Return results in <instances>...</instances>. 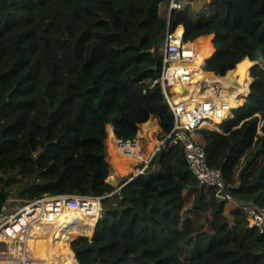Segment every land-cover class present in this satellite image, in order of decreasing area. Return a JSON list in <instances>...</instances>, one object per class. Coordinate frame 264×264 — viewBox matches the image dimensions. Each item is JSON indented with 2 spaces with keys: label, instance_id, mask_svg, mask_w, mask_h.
<instances>
[{
  "label": "trees",
  "instance_id": "16d2710c",
  "mask_svg": "<svg viewBox=\"0 0 264 264\" xmlns=\"http://www.w3.org/2000/svg\"><path fill=\"white\" fill-rule=\"evenodd\" d=\"M169 1L0 0V207L11 195L110 194L108 147L126 174L140 141L128 152L120 140L137 139L142 125L141 137L171 132L174 114L147 82L162 71L159 5ZM211 3L174 13L173 26L190 40L214 34L203 70L225 75L245 57L258 61L246 104L199 131L208 165L243 204L220 201L182 144L168 143L102 200L96 226L77 210L57 225L51 244L71 264H264V233L245 212L264 208V0Z\"/></svg>",
  "mask_w": 264,
  "mask_h": 264
},
{
  "label": "built area",
  "instance_id": "2783aa9c",
  "mask_svg": "<svg viewBox=\"0 0 264 264\" xmlns=\"http://www.w3.org/2000/svg\"><path fill=\"white\" fill-rule=\"evenodd\" d=\"M189 0H170L169 13L167 15L168 25L165 31V36L159 45L160 53L163 59L162 71L160 75L149 78L147 80L152 89L159 87L164 94L166 101L174 114L175 124L171 132L165 134L163 140L147 156L141 150H138V157L142 161V166L136 168L134 175L146 173L149 163L152 158L161 151L166 144H182L189 163V167L193 174L198 178L201 184L213 187L216 191V196L220 201H235L243 204L236 199L231 189L227 185L224 176L219 169L212 168L207 162V153L205 148L195 140L194 132L202 130V125L205 122H212V115L219 113L221 107H218L214 99L203 98L198 100L194 107L187 109L185 100L175 101L177 91L174 90V78H178L183 83L192 77L193 69L192 62L197 54L196 46L194 45L198 38L185 39V31L179 38L176 34L177 26H173V16L179 10H182L185 5H188ZM213 41V39H212ZM189 45V46H186ZM214 45V44H213ZM207 59V58H206ZM204 60L203 67H205ZM217 92L221 90L219 84H215ZM183 89L180 92L181 96H186L189 89ZM147 87L144 93H147ZM251 92V88H250ZM242 96V97H248ZM237 108L231 111L234 114ZM219 125V124H218ZM133 148L137 145L135 140L122 141ZM133 177L129 179L132 180ZM122 186L118 187L114 192L104 196H91L81 194H44L34 199H24L15 195H11L4 204L0 207V243L5 245L0 248V264L2 260L10 261L11 264H25L32 258V253L29 248V240L35 239V228H40L53 221V218L61 213L63 209L81 208L89 216H96V205L102 206V200L111 194L119 191ZM245 207V205L243 206ZM248 224L251 227L257 226L261 233H264V208L245 207ZM97 224V223H96ZM44 231V230H43ZM86 237V236H85ZM12 242L20 245L23 252L22 256H16L14 252L8 254L9 243ZM30 252V253H29ZM17 261V263H15ZM7 264V263H5Z\"/></svg>",
  "mask_w": 264,
  "mask_h": 264
},
{
  "label": "bare ground",
  "instance_id": "6f19581e",
  "mask_svg": "<svg viewBox=\"0 0 264 264\" xmlns=\"http://www.w3.org/2000/svg\"><path fill=\"white\" fill-rule=\"evenodd\" d=\"M182 32V28H179L176 31V34L179 38L182 36ZM213 38L214 34L212 33L200 36L197 39L194 44L197 49V54L192 62L193 66L201 67L203 60L212 56L215 48L212 49L209 45H207V43L210 44ZM255 64L256 61L250 59L249 57H245L237 64L236 68L229 70L225 75H217L214 72L200 69L199 71H197V73L192 72V77L188 81L189 83H183L180 79L174 78V90L177 91V94L174 97L175 101L179 102L180 100H185V106L187 109H189L194 107L198 100H201L203 98L214 99L217 106L221 107V110L219 113H214L212 115L213 121L211 123L205 122L202 125V129H218V123L224 121L225 119L233 117V113L231 110L244 103V99L242 96L247 95L250 92V85L252 84L254 79L251 74V68ZM217 83L221 87L219 93L215 88V84ZM181 87L189 89V93L186 96L180 95V92L183 90L181 89ZM138 139H136V144ZM121 144L125 146L128 152L132 151L133 146L126 143ZM100 208L101 215L103 213L102 206L99 207V205H96L95 210L98 213V210ZM73 209L76 208L68 207L66 209H63L60 214L53 218V221L51 223L42 225V227L40 228H35L34 233L36 234V238L28 241L30 245L29 250L32 253L31 256L34 260L25 262V264H71L63 256L55 252L53 245L49 242L48 235L53 229L56 228L61 218ZM96 218L97 215L92 217L84 212L85 224L91 225V223L96 221ZM7 252L8 254L14 252L16 256L23 255L20 245H16L12 242L9 243V251ZM5 263L11 264L12 262L5 260L1 261V264ZM15 263H17V261H15Z\"/></svg>",
  "mask_w": 264,
  "mask_h": 264
},
{
  "label": "rangeland",
  "instance_id": "374dc122",
  "mask_svg": "<svg viewBox=\"0 0 264 264\" xmlns=\"http://www.w3.org/2000/svg\"><path fill=\"white\" fill-rule=\"evenodd\" d=\"M211 2H212V0H189L188 5L191 6L194 10H197V11H201V10H204V9L210 10L211 5H212ZM188 5H185L184 8L188 7ZM168 7H169L168 4L161 3V4L159 5V13H160L161 15L167 17V15H168V13H169ZM198 38H199V37H198ZM212 44H214L213 41H212ZM207 45H209L212 49L215 48L214 45H213V47H212L209 43H207ZM158 52L160 53L159 46H158ZM160 54H161V53H160ZM212 55H213V54H212ZM253 66H254V65H253ZM253 66H252V67H253ZM191 67H192V69H193V73H197V71H199L200 69H205L203 66H201V67H195V66H193V64L191 65ZM251 69L253 70V68H251ZM251 86H252V84L250 85V88H251ZM248 94H250V92H249ZM248 94H247V95H248ZM247 95H243V96H247ZM248 97H249V96H248ZM248 97H243V99H244V103L241 104V105H239V106H242V105L246 104L245 102H247ZM239 106H237L236 108L239 109V108H238ZM234 115H235V112H234V114H233V117H234ZM157 119H158V118H157ZM221 122H222V121H221ZM221 122H220V123H221ZM263 123H264V120L261 118L260 121H259V124H258V129L262 126ZM160 127H161V126H160ZM142 128H143V125L141 126V129L139 130V132L142 130ZM202 130H203V129H202ZM210 130H213V129H210ZM220 130H221V128H220ZM259 131H260V129H259ZM139 132H138V133H139ZM193 135L195 136V140H196V141H198L199 143H200V141H202V135H201V133H200L199 131L194 132ZM163 136H164V134L161 132V129H160V131H159L158 133H155V134L151 135L149 138H148V137H141V138L138 137L139 139H138V138H137V139H138V141H140L141 150L144 151L145 154H146L147 156H150V154H151V152L154 150V148H155L158 144H160L161 141L163 140V139H162ZM156 141H158V142H156ZM108 150H109V160H110V162L112 163V166H113V171H112V174H113V173H115V170H116L117 166H116V165L112 162V160H111V151H110L109 147H108ZM137 156H138V155H137ZM134 164H143L142 161H141V159H140V157H138L136 161H134V162L131 163L132 166H133ZM112 174H111V175H112ZM111 175H110L109 177H111ZM126 175H127V174H119V173H118V176H117V177H114V180H113V181H110V183L116 185L120 180L124 179V178L126 177ZM129 175H130V174H129ZM129 175H127V176H129ZM119 186H120V185H119ZM14 188H15V187H14ZM116 189H117V188H116ZM184 194L186 195V198H187V205H186V208H185V214H187V213H188V214H192V216L194 217V216H195V213L192 212V211H190V210H188V208L191 207V205H192V203H193V201H194V196H193L191 193L187 192V191H186ZM75 210L80 211V212H83V210L80 209V208L73 209V210H71L68 214H66L65 216H63L57 225H59L61 222H63V221L66 220L67 218H69L70 215H71L73 212H75ZM100 210H101V208L98 210L96 221L93 222V223H91V226H96V223H97V221H98V219H99V216H100ZM81 222H82V223H85V222H84V212H83V214H82ZM56 229H57V226H56V228L53 229V230L49 233V235H48V239H49V242H50V243H51V241H52V235L56 232ZM84 237H85V236H84ZM89 238H91V237H89ZM72 239H73V238H72ZM69 242H71V240H70ZM69 242H68V243H69ZM70 245H71V243H70ZM70 245L68 244V247H69V249L71 250V246H70ZM0 248H4V249H5V245L2 244V243H0Z\"/></svg>",
  "mask_w": 264,
  "mask_h": 264
},
{
  "label": "crops",
  "instance_id": "0c3cea01",
  "mask_svg": "<svg viewBox=\"0 0 264 264\" xmlns=\"http://www.w3.org/2000/svg\"><path fill=\"white\" fill-rule=\"evenodd\" d=\"M211 72H213V71H211ZM157 119V118H156ZM157 121H158V124H159V126H160V122H159V119H157ZM218 124H220V123H218ZM160 129H161V127H160ZM113 131H114V127H113ZM161 132H162V129H161ZM114 133H115V131H114ZM116 135V134H115ZM139 138H140V136H139ZM151 155V154H150ZM138 166H142V164H134L131 168V170H129V172H127L126 174L127 175H131V174H135L136 173V168L138 167ZM118 170H117V168H116V170H115V173H113L111 176H114V177H117L118 176ZM126 175V176H127ZM135 176V175H134ZM108 180V179H107ZM109 181V180H108ZM121 181L122 180H120L117 184H116V187L118 188L119 187V185H120V183H121ZM110 182V181H109Z\"/></svg>",
  "mask_w": 264,
  "mask_h": 264
},
{
  "label": "water",
  "instance_id": "95a60500",
  "mask_svg": "<svg viewBox=\"0 0 264 264\" xmlns=\"http://www.w3.org/2000/svg\"><path fill=\"white\" fill-rule=\"evenodd\" d=\"M216 48H215V50H214V53L216 52ZM255 61V60H254ZM258 61H256V63H257ZM138 137L140 136V134L138 133V135H137ZM125 185V184H124ZM123 186V185H122Z\"/></svg>",
  "mask_w": 264,
  "mask_h": 264
},
{
  "label": "clouds",
  "instance_id": "9594fccd",
  "mask_svg": "<svg viewBox=\"0 0 264 264\" xmlns=\"http://www.w3.org/2000/svg\"><path fill=\"white\" fill-rule=\"evenodd\" d=\"M137 138H138V136H137ZM134 175V174H133ZM135 176H137V175H135ZM135 176H133V178L135 177ZM124 185V184H123ZM122 186V185H121ZM120 187V186H119ZM86 237H88V236H86Z\"/></svg>",
  "mask_w": 264,
  "mask_h": 264
}]
</instances>
